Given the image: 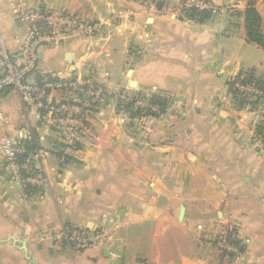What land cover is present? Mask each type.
<instances>
[{
  "label": "crops",
  "instance_id": "0c3cea01",
  "mask_svg": "<svg viewBox=\"0 0 264 264\" xmlns=\"http://www.w3.org/2000/svg\"><path fill=\"white\" fill-rule=\"evenodd\" d=\"M200 1L212 10L191 19L177 0H0L13 54L25 12L99 25L43 47L37 76L89 80L101 93L63 159L56 130L0 92V264H264V105L240 107L229 88L239 75L264 80V49L248 38L251 0ZM255 7L264 34V3ZM120 93L170 105L135 126ZM5 137L22 144L36 184L7 159ZM63 230L105 237L78 247L54 240Z\"/></svg>",
  "mask_w": 264,
  "mask_h": 264
},
{
  "label": "built area",
  "instance_id": "2783aa9c",
  "mask_svg": "<svg viewBox=\"0 0 264 264\" xmlns=\"http://www.w3.org/2000/svg\"><path fill=\"white\" fill-rule=\"evenodd\" d=\"M153 1L161 3L171 0ZM177 1L178 6L184 10L198 12L212 10L208 3L200 0ZM256 2L264 3V0H256ZM21 17L30 25V28L20 53L9 52L0 36V92L5 89L15 92L23 102L26 111L32 113L39 122H45L56 130L64 146L61 152L62 158L65 159L71 154L79 139L88 134V116L92 115L97 107V99L101 97V93L89 80L37 76L41 49L58 44L63 36L66 38L75 35L91 37L98 31L99 25L73 15L53 14L41 9L25 12ZM235 89L247 100L264 99V93L253 84L236 82ZM61 92L65 94V98L57 100L55 94ZM121 101L130 102L126 96ZM262 121L264 122V118ZM3 122L4 117L0 113V126H3ZM3 143L7 159L12 166L26 173L28 184H36L37 178L32 168L19 162V157L24 153L22 144L6 137ZM104 237L105 235L99 233L81 234L70 230H63L53 235L55 241L67 240L78 247L95 245L104 240ZM222 244V247H225L224 243Z\"/></svg>",
  "mask_w": 264,
  "mask_h": 264
},
{
  "label": "trees",
  "instance_id": "16d2710c",
  "mask_svg": "<svg viewBox=\"0 0 264 264\" xmlns=\"http://www.w3.org/2000/svg\"><path fill=\"white\" fill-rule=\"evenodd\" d=\"M256 0H251L249 6L247 7L244 17H245V24H246V29H247V34L248 38L250 41L258 44L261 48L264 49V34L261 31V17L255 7ZM187 15L189 18L194 19V18H201L202 13L198 12L196 10H189L187 12ZM240 82L243 84H253L255 85L260 91L264 93V80L261 79H256L252 74H246V75H239L235 80H233L230 85V91L233 94V97L236 101V103L240 106L243 107L247 103L246 100L247 98H244L236 89H235V83ZM258 101L260 100L263 102L264 105V99H257ZM150 103L153 105H158L159 108L161 109V112L156 113L153 112L152 109H148V115L151 116H158L161 113H165L166 110L169 107V99L161 96H152L150 98ZM251 105L252 108L254 106H257L258 103L256 100H254ZM125 102H121V104H124ZM134 102H131L129 104H126L125 107H127V110H131ZM123 105H120L122 107ZM142 115L141 111H136L135 114L131 115V118L134 119L136 116L139 117ZM259 132L264 133V124L259 125ZM263 143H264V138H263ZM24 157L20 158V161H23ZM235 243H238L237 240H235Z\"/></svg>",
  "mask_w": 264,
  "mask_h": 264
},
{
  "label": "rangeland",
  "instance_id": "374dc122",
  "mask_svg": "<svg viewBox=\"0 0 264 264\" xmlns=\"http://www.w3.org/2000/svg\"><path fill=\"white\" fill-rule=\"evenodd\" d=\"M119 60L120 59H118V62H119ZM121 67V66H120ZM120 67L118 68V71H119V69H120ZM116 76H117V73H116ZM122 76H120V78H121ZM116 78H113L112 79V81L114 82V83H116L115 80ZM119 79V77L117 76V80ZM119 93V92H118ZM124 96H126V95H123V94H119V99H118V104L120 103L119 102V100H121V99H123V97ZM149 98V97H148ZM148 98H144V97H142V96H140V97H135V98H130L129 100H130V102H128V103H125V104H123V106L122 107H120V105H122V104H119L118 105V110L120 111V112H123V113H125V114H127L128 115V117L133 121L134 120V122H135V126H143L142 125V121L144 120V118H146L147 116H149L147 113H148V109H152V111L153 112H156V113H159V112H161V109L159 108V106L158 105H153L152 103H150V101H149V99ZM112 100V103L114 102V101H116L117 100V93H116V95H115V97H112L111 99H110V101ZM131 102H134V104H133V106H132V109L131 110H127L126 108L127 107H125V105L126 104H129V103H131ZM136 111H141L142 112V115L141 116H139V117H135L134 119H132L131 118V115H133V114H135V112ZM89 129H90V127H89Z\"/></svg>",
  "mask_w": 264,
  "mask_h": 264
}]
</instances>
